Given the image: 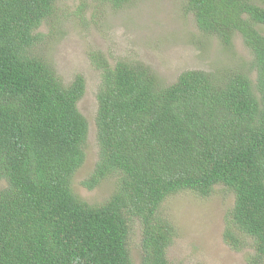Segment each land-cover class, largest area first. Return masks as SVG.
Returning a JSON list of instances; mask_svg holds the SVG:
<instances>
[{"label": "trees", "instance_id": "16d2710c", "mask_svg": "<svg viewBox=\"0 0 264 264\" xmlns=\"http://www.w3.org/2000/svg\"><path fill=\"white\" fill-rule=\"evenodd\" d=\"M60 0H0V264H172L176 229L160 212L179 191L234 195L224 241L249 264L264 259V0H186L197 28L230 47L240 34L251 60L215 72L182 71L170 84L139 61L90 53L100 73L98 160L82 184L114 179L101 203L73 190L90 125L78 102L86 79L67 84L38 52ZM114 8L132 0H99Z\"/></svg>", "mask_w": 264, "mask_h": 264}, {"label": "rangeland", "instance_id": "374dc122", "mask_svg": "<svg viewBox=\"0 0 264 264\" xmlns=\"http://www.w3.org/2000/svg\"><path fill=\"white\" fill-rule=\"evenodd\" d=\"M260 3L261 0H254ZM186 0H132L114 8L99 0H60L56 18L39 30L46 34L38 52L53 64L58 76L67 84L77 74L86 79V90L78 102L90 130L85 161L73 178V190L93 204L108 198L114 179L104 180L93 189L82 181L92 173L98 160L95 117L96 91L100 73L90 59L94 50L102 51L115 63L119 58L139 61L149 66L160 81L170 84L184 70L215 72L237 65H247L250 52L240 34L230 47L214 36L203 34L194 17L185 10ZM257 27L264 34V26ZM3 182L0 183V187ZM234 195L222 185L208 197L192 191H179L161 205V215L174 225L176 235L168 247L172 264H249L255 251L251 239L236 250L223 239L226 217ZM141 227L132 221L129 250L133 264L141 261ZM264 264V259H263Z\"/></svg>", "mask_w": 264, "mask_h": 264}]
</instances>
